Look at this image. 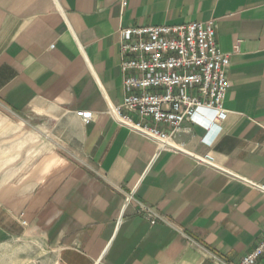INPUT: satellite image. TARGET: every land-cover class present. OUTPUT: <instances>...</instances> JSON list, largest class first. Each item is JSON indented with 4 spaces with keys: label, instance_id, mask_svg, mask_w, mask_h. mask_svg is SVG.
<instances>
[{
    "label": "crops",
    "instance_id": "obj_1",
    "mask_svg": "<svg viewBox=\"0 0 264 264\" xmlns=\"http://www.w3.org/2000/svg\"><path fill=\"white\" fill-rule=\"evenodd\" d=\"M210 19L228 116L160 150L109 113L127 94L120 31ZM2 113L35 133L0 126V244L41 243L50 264H238L263 238L264 0H0Z\"/></svg>",
    "mask_w": 264,
    "mask_h": 264
},
{
    "label": "built area",
    "instance_id": "obj_2",
    "mask_svg": "<svg viewBox=\"0 0 264 264\" xmlns=\"http://www.w3.org/2000/svg\"><path fill=\"white\" fill-rule=\"evenodd\" d=\"M217 28V21L210 19L121 29V69L127 94L121 105L109 110L112 117L155 140L160 150L176 146L185 122L207 132L219 127L229 113L224 102L231 81L230 54L218 46ZM77 113L85 122L93 119L91 110ZM132 199L133 194H128L126 205ZM138 211L153 224L166 220L144 204ZM238 264H264V232L255 249Z\"/></svg>",
    "mask_w": 264,
    "mask_h": 264
},
{
    "label": "rangeland",
    "instance_id": "obj_3",
    "mask_svg": "<svg viewBox=\"0 0 264 264\" xmlns=\"http://www.w3.org/2000/svg\"><path fill=\"white\" fill-rule=\"evenodd\" d=\"M6 115V116H5ZM11 115L12 117L8 116ZM2 118L0 126L12 123L13 129V140H19L21 135L27 133L31 134V131L35 133V128L28 126L27 123L22 122L21 118L18 117L15 113H2ZM7 117V118H5ZM31 136V135H30ZM36 145V141L31 142L30 137V146H29V161L28 164L31 167L35 158L32 155V146ZM46 143V151L48 149ZM36 156V155H35ZM51 263V254L48 248L44 247L41 243L36 242H25L23 240H10L4 244H0V264H50Z\"/></svg>",
    "mask_w": 264,
    "mask_h": 264
}]
</instances>
